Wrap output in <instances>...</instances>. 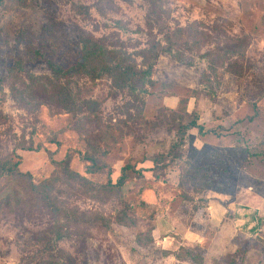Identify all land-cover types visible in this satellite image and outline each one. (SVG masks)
<instances>
[{
    "label": "rangeland",
    "instance_id": "rangeland-1",
    "mask_svg": "<svg viewBox=\"0 0 264 264\" xmlns=\"http://www.w3.org/2000/svg\"><path fill=\"white\" fill-rule=\"evenodd\" d=\"M158 2L153 10L147 0L0 4V74L16 59L27 70L0 87V160L15 151L19 170L29 174L19 208L5 198L14 183L1 181L4 188L9 184L0 196V264H38L49 254L65 264H199L187 250L201 264H264V0ZM174 33L187 45L178 44L173 54L160 51L146 92L138 87L131 94L107 79L68 84L77 98L99 104L98 126L80 127L85 113L74 115L45 98L32 77L48 73L38 53L63 66L74 63L81 36L141 65L140 49L160 50ZM225 45L229 51H220ZM207 51L215 60L203 57ZM138 108L142 120L135 119ZM194 116L217 134L192 129L178 156L154 175L152 157L166 151L177 123ZM96 139L95 155L112 168L113 180L127 162L144 169L118 194L97 197L91 188L105 177L86 173L78 156L69 166L89 184L66 183L62 175L66 152L92 154ZM29 182L45 185L70 206L103 213L109 229L90 228L78 242L60 241V252L45 249L36 238L50 218L38 210Z\"/></svg>",
    "mask_w": 264,
    "mask_h": 264
},
{
    "label": "trees",
    "instance_id": "trees-1",
    "mask_svg": "<svg viewBox=\"0 0 264 264\" xmlns=\"http://www.w3.org/2000/svg\"><path fill=\"white\" fill-rule=\"evenodd\" d=\"M2 2L3 0H0V4ZM147 2L150 5V10H153L154 7H158V4H160L158 0H147ZM116 25L128 31L119 21L116 22ZM172 35L173 39L168 38L166 47L160 50L154 46L152 50L140 49L137 52L138 55L146 59V62H142L141 65H136L135 61L131 60L125 52L121 53L115 49H109L104 45L95 43L93 39L81 36L79 41L81 47L80 56L74 63L63 66L48 58H44L42 54L38 53V61L40 60L45 63L48 73H38V75L32 77H34L33 79L38 84H41L45 98L50 101H55L62 109L74 115L85 113L80 127L84 126L86 122L98 126L100 124L99 121H101L98 113L99 104L94 100L77 98L78 94H73L68 84H79L78 80L80 78L89 79L90 81L107 79L109 80L108 84H113L118 89H127L131 94L137 95L139 91L146 92V88L144 87L152 83V72L160 51L162 53L173 54L178 44L187 45V42L182 40L180 33H174ZM2 45H4V40L0 30V53ZM220 51H229V48L225 45L220 48ZM175 56L177 58L181 57L180 54ZM203 57L209 58L211 61V58L214 57L215 60L217 55L213 51H207L203 54ZM218 61L223 62L224 56H218ZM22 72H27L24 62L21 59H16L14 65L9 67L5 74H0V87L8 77H12L13 75L14 77H18L15 74ZM32 84L36 83L34 82ZM165 111L173 113L172 109H166ZM135 117L137 120L143 119L140 108L136 110ZM192 129H196L200 135L204 133L217 134L214 128L204 129V126L198 123L197 116L192 117L186 122L177 123L173 135L174 139L168 145L166 151L157 153L152 157L151 161L153 166L150 168V171L154 175H156L157 169L159 170V165L162 163L168 165L171 159L178 156L177 151L184 146L189 132ZM92 145V148H95L94 153H81L80 151L71 149L66 152L64 158L59 162L62 165V175L66 183H77L80 186H84V183L89 184V180L70 168L69 163L73 156H78L85 163L84 168L86 173L92 176L102 174L105 177V183L101 184L99 188L96 186L91 188L97 193V197H100L99 193L107 195L118 194L126 186V182L130 177H141L143 175L142 172L144 169L137 168L136 164L127 162L121 166L120 174L113 180L112 168L106 163L101 162L95 155L98 149V139L92 140ZM51 161L55 163L54 160L51 159ZM20 163L21 156L15 151L10 157L0 160V196L9 184L4 188L1 181L13 182L14 186L12 188L15 187V189L12 190V195L7 193L5 198H7L6 201L8 203H11V200L16 208H19L24 203V199H26L22 183L29 178V174L22 173L19 170ZM29 184L32 191L38 196V210L42 209L50 218L48 226L38 233L40 236L37 238L35 236L36 240H41L45 243L43 244L46 245L44 247L45 249H50L52 252L54 250L60 252L59 249H56V243L60 241L78 242L81 238H85L84 232L90 228L109 229L111 225L110 218L103 213L80 210L75 206L68 205L61 197L52 194L45 185L41 183L34 185L31 182ZM185 253L192 260L197 263L200 262L199 264H201V258L198 255L189 250ZM48 256L49 258L47 260L40 261L38 264H65L59 261L54 254H49ZM70 259L72 260V258Z\"/></svg>",
    "mask_w": 264,
    "mask_h": 264
}]
</instances>
